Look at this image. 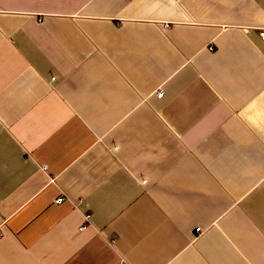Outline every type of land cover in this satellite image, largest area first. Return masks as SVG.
<instances>
[{
  "label": "crops",
  "instance_id": "obj_1",
  "mask_svg": "<svg viewBox=\"0 0 264 264\" xmlns=\"http://www.w3.org/2000/svg\"><path fill=\"white\" fill-rule=\"evenodd\" d=\"M263 32L264 0H0V264H264Z\"/></svg>",
  "mask_w": 264,
  "mask_h": 264
},
{
  "label": "built area",
  "instance_id": "obj_2",
  "mask_svg": "<svg viewBox=\"0 0 264 264\" xmlns=\"http://www.w3.org/2000/svg\"><path fill=\"white\" fill-rule=\"evenodd\" d=\"M262 39L264 40V32L262 33ZM163 95H164V93L162 91L158 93V97L162 98ZM63 200H64V198L62 197L58 201L61 202ZM89 219H90V215H86V220L88 221ZM84 228H85V225L81 226L80 230H83ZM197 231H201V228H198Z\"/></svg>",
  "mask_w": 264,
  "mask_h": 264
}]
</instances>
